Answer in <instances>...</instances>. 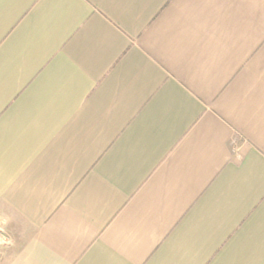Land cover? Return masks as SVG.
<instances>
[{"label": "crops", "instance_id": "0c3cea01", "mask_svg": "<svg viewBox=\"0 0 264 264\" xmlns=\"http://www.w3.org/2000/svg\"><path fill=\"white\" fill-rule=\"evenodd\" d=\"M0 264H264V0H0Z\"/></svg>", "mask_w": 264, "mask_h": 264}]
</instances>
